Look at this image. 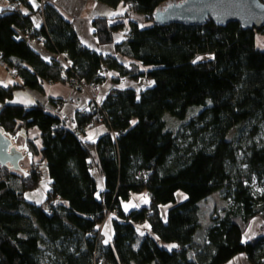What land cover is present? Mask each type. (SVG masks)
Listing matches in <instances>:
<instances>
[{"label": "trees", "instance_id": "1", "mask_svg": "<svg viewBox=\"0 0 264 264\" xmlns=\"http://www.w3.org/2000/svg\"><path fill=\"white\" fill-rule=\"evenodd\" d=\"M15 1L0 12V65L16 68L21 88L70 78L101 84L106 71L153 86L138 95L113 91L94 113L78 115L80 131L101 122L114 133L97 143L83 142L38 104H11L18 87L0 86V129L12 140L25 132V159L32 157L29 167L21 164L27 177L0 166V264H224L237 254L264 264V47L255 43L264 29L211 21L160 26L154 12L176 0H98L124 8L115 23L98 18L93 25L104 44L126 31L115 46L130 62L125 67L82 47L52 4L37 9L44 25L36 31L31 1ZM37 38L70 68L44 62L25 40ZM191 107L205 112L190 119L187 134L174 135L165 117L183 121ZM41 166L50 185L38 205L25 195L39 186ZM143 192L148 206L126 213L123 203ZM214 194L222 207L205 219L200 204ZM112 211L114 235L104 246L100 226ZM256 217L262 233L244 242ZM144 222L158 241L137 235L134 225Z\"/></svg>", "mask_w": 264, "mask_h": 264}, {"label": "crops", "instance_id": "2", "mask_svg": "<svg viewBox=\"0 0 264 264\" xmlns=\"http://www.w3.org/2000/svg\"><path fill=\"white\" fill-rule=\"evenodd\" d=\"M43 3L52 4L62 17L72 24V27L79 39L80 45L90 51H93L104 57H113L117 59L123 66H129L130 62L125 58L121 57L115 51V46L124 42L126 37V31L115 32L112 36L113 41L111 43H100L93 22L94 20L106 19L109 22L115 23V19L121 16L124 12V8L114 9L100 3L98 0H41ZM32 8L37 11L39 2L31 0ZM10 7L9 0H0V10H5ZM23 12L29 13V10L24 7H20ZM1 12V11H0ZM115 13V15H112ZM32 26L34 30H39L43 25L44 21L40 12H35L31 15ZM127 22L124 21L126 26ZM30 49L40 56V58L46 63H52L53 61H65V57L54 52H50L43 44L40 38L37 39H25ZM9 69L6 66L0 65V86L3 88L18 87L14 91L11 104L30 106L38 104L42 106L49 114L57 116L63 123L64 126L78 134V137L87 143H97L98 140L111 134L108 127L104 123H95L78 129V115L89 105V93L87 91H76L72 89L67 82L57 83H41L40 89L21 88L23 86L22 81L15 73L9 74ZM144 70V69H143ZM104 81L101 84H97L98 101L103 103L107 96L113 91H126L132 90L136 95L140 94L147 88L153 86L151 80L140 78L136 81L122 78L115 71H106L104 73ZM31 137H37L38 131L32 129L28 132ZM28 134V135H29ZM112 135V134H111ZM36 145H39L40 141L35 138ZM17 142V148L26 154V134L20 132L17 137L13 140ZM31 155L28 154L26 159L22 162L25 168L29 167L32 159ZM21 163V164H22ZM42 180L39 187L33 192L26 193V200L34 204L41 205L46 200V194L49 190L50 180L46 174V168L41 166ZM91 175L98 184L99 189H102L104 179L98 173L96 169L91 171ZM178 195V194H177ZM177 197V196H176ZM184 195L178 200H182ZM148 197L146 193L132 194L130 200L123 203L122 208L125 212L132 210H138L148 206ZM168 206L161 207L160 211L162 216L167 211ZM164 217V216H163ZM114 216H110L103 225L100 226L101 242L104 246H109L113 238V226L112 221ZM262 221L259 218H253L250 225L247 227L243 234V241L249 242L253 238L257 237L262 233L261 231ZM138 236H149L153 240L158 241L157 237L152 233L150 226L147 222L142 224L134 225ZM224 264H250L244 254H237Z\"/></svg>", "mask_w": 264, "mask_h": 264}, {"label": "water", "instance_id": "3", "mask_svg": "<svg viewBox=\"0 0 264 264\" xmlns=\"http://www.w3.org/2000/svg\"><path fill=\"white\" fill-rule=\"evenodd\" d=\"M157 25H202L211 21L216 26L236 22L242 29H264V0H176L156 9L153 14ZM25 155L13 140L0 129V166H8L24 177L21 167Z\"/></svg>", "mask_w": 264, "mask_h": 264}, {"label": "rangeland", "instance_id": "4", "mask_svg": "<svg viewBox=\"0 0 264 264\" xmlns=\"http://www.w3.org/2000/svg\"><path fill=\"white\" fill-rule=\"evenodd\" d=\"M42 3V2H41ZM44 4V2L42 3ZM255 43H256V47L257 48H263L264 47V34H256V38H255ZM9 71V70H8ZM9 74L11 75L10 71H9ZM205 112L204 109H202V107H191L189 113H188V116L185 120L183 121H177L175 119H172L170 117H165L166 119V127L174 133V135L180 137L181 135H185L187 134V124L188 122L190 121V119L193 117V116H197V115H202L203 113ZM232 131L231 130V134L229 135V137L232 136ZM263 135H264V131L262 130L261 132ZM17 143V142H16ZM14 142V144L17 146ZM41 174L39 175L41 177V180H42V177L41 176L42 174L44 175V171H41L40 172ZM40 185V184H39ZM39 187V186H38ZM37 187V188H38ZM36 190V189H35ZM183 196V195H182ZM181 197V194H178L177 195V199H180ZM219 207L221 208L222 207V202H221V197L218 196L217 194H214L212 195L210 198H208L206 201L202 202L200 204V211H201V214L204 215V218L206 219L208 217V213L213 209V207ZM45 208V207H44ZM114 214V211L112 212H108L106 214V217H105V220L106 221L110 216H112ZM103 221V223H104ZM103 223L101 224V226L103 225Z\"/></svg>", "mask_w": 264, "mask_h": 264}, {"label": "built area", "instance_id": "5", "mask_svg": "<svg viewBox=\"0 0 264 264\" xmlns=\"http://www.w3.org/2000/svg\"><path fill=\"white\" fill-rule=\"evenodd\" d=\"M31 1V0H30ZM34 1V0H33ZM17 6V1H12L10 2V7L11 8H16ZM42 7V3L39 2L38 8ZM27 33V32H26ZM62 65L64 67V70L70 68V64L66 61L62 62ZM10 73H15L16 72V68H11L9 69ZM66 82L68 83V85L76 90V91H87L89 93V105L86 108V110H83L80 115L84 116L88 113H94L96 108H99V101H98V92H97V84L94 83L93 81L90 82H86V81H78L77 79H66ZM112 134H114L113 132H111Z\"/></svg>", "mask_w": 264, "mask_h": 264}, {"label": "snow or ice", "instance_id": "6", "mask_svg": "<svg viewBox=\"0 0 264 264\" xmlns=\"http://www.w3.org/2000/svg\"><path fill=\"white\" fill-rule=\"evenodd\" d=\"M0 11H2V10H0ZM25 14H27L26 12H25ZM112 15H115V13H113ZM174 247V246H173Z\"/></svg>", "mask_w": 264, "mask_h": 264}]
</instances>
